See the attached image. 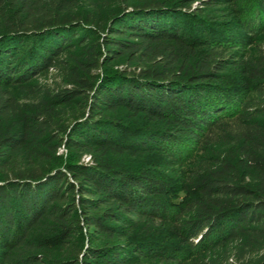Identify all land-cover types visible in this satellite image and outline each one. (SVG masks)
I'll use <instances>...</instances> for the list:
<instances>
[{"label": "trees", "instance_id": "1", "mask_svg": "<svg viewBox=\"0 0 264 264\" xmlns=\"http://www.w3.org/2000/svg\"><path fill=\"white\" fill-rule=\"evenodd\" d=\"M248 3L232 33L163 0H0V264H264Z\"/></svg>", "mask_w": 264, "mask_h": 264}, {"label": "rangeland", "instance_id": "2", "mask_svg": "<svg viewBox=\"0 0 264 264\" xmlns=\"http://www.w3.org/2000/svg\"><path fill=\"white\" fill-rule=\"evenodd\" d=\"M121 1V0H120ZM219 1V4H210L211 0H163V3L166 5H175L179 7L182 11L188 12L190 14H197L196 17L202 18L207 21H211L214 23H217L219 26H222L223 29H227L228 31L235 33V31H240L239 29H234V21L239 20L240 14L239 10L242 6H247L248 2H253L254 0H216ZM182 3V4H181ZM249 5V3H248ZM0 19H2V16L0 15ZM233 21V22H232ZM251 36L247 38L246 41L249 42L247 50L242 51V48L240 50H237V55L240 57L245 58V56L248 55H256L257 50L259 47L262 46V39L261 37H264L263 34H250ZM122 61H118L115 64H113V68L122 69ZM228 76L229 74H236L238 73V68L235 66H232L228 68ZM53 72H50L46 76H42L38 78V81L47 82L51 84V86L54 85L53 79H57L56 77H52ZM232 77V76H230ZM233 78V77H232ZM80 110L77 109L74 105H69L66 107V113L64 115L65 119L70 120L74 114H77ZM57 154H61L65 156L66 149L61 146L57 149ZM82 160L84 162L90 161V156L88 155H82ZM158 158V157H156ZM187 167V163H178L173 164L172 166H167L166 164L163 165L161 170L166 172L167 174H170L176 178H180V174L185 170ZM180 196L182 193L180 192ZM149 264V263H147Z\"/></svg>", "mask_w": 264, "mask_h": 264}]
</instances>
